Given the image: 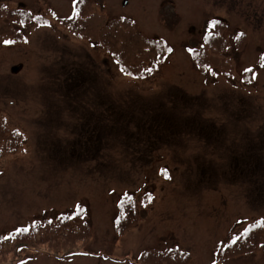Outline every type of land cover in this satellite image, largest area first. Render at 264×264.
<instances>
[{
  "label": "rangeland",
  "instance_id": "374dc122",
  "mask_svg": "<svg viewBox=\"0 0 264 264\" xmlns=\"http://www.w3.org/2000/svg\"><path fill=\"white\" fill-rule=\"evenodd\" d=\"M0 153V264H264V0H0Z\"/></svg>",
  "mask_w": 264,
  "mask_h": 264
},
{
  "label": "trees",
  "instance_id": "16d2710c",
  "mask_svg": "<svg viewBox=\"0 0 264 264\" xmlns=\"http://www.w3.org/2000/svg\"><path fill=\"white\" fill-rule=\"evenodd\" d=\"M120 61H122V59H120ZM114 105L115 104H110V103L102 105V106H100V112L94 113L91 116V119L93 120L92 128L94 131H97L98 126L100 129H102V125L104 124V127H103L102 131L99 133V136L93 137L91 134L88 135V133L81 132L80 137L82 136L83 139H81L79 137L80 140H78L76 142V145H80L84 151H86V150L89 151L91 149L90 146H92L94 144L95 139H98L100 141V137L102 134H104V140H103L102 144L106 143L109 145V141L111 138H114L115 141L118 139V136H120V131L118 129H112V127L115 123L118 122L115 120L117 116H120V118H121V116H122V118L124 117L125 110L121 114V112H122L121 106H123V104L122 105L118 104L119 105L118 107H114ZM113 107H114V111L111 110V109H113ZM162 110H163L162 108L157 109V108L149 107V108H145V110L143 112L144 116H151L152 120H154V123L152 125H148L147 123L144 122L142 124L140 130L142 133H148L149 137L152 139L158 133V130H157L158 126H160L162 128V131L170 130V128L172 126V123H168L167 121H165L164 114H163ZM77 115H78V113L76 114V116ZM140 118H141V116H140ZM122 122H123L122 124L126 123L124 121V119H122ZM122 132L126 133L127 136L129 135L130 137H132V135L134 133V132L129 133L128 127L125 128V130ZM155 142H157L156 139H153V144H155ZM7 146L9 148L7 149L6 152H10V153H16L20 149L18 147V145H7ZM240 154L244 155V152H242ZM0 157H2L1 153H0ZM255 165L259 166L258 163H255ZM261 167H259L256 171L253 170V171L257 172V174L253 173L250 175L251 176H258V175L264 176V170H262ZM18 242H22V241H18ZM19 247H21L22 249H26V250H28V249L31 250V248H32V246H30L29 244H20V243H19Z\"/></svg>",
  "mask_w": 264,
  "mask_h": 264
},
{
  "label": "snow or ice",
  "instance_id": "6c2138e0",
  "mask_svg": "<svg viewBox=\"0 0 264 264\" xmlns=\"http://www.w3.org/2000/svg\"><path fill=\"white\" fill-rule=\"evenodd\" d=\"M121 71H125V70H124V69H121ZM249 71H250V70H249ZM163 175L165 176V178H169L166 169L164 170Z\"/></svg>",
  "mask_w": 264,
  "mask_h": 264
},
{
  "label": "water",
  "instance_id": "95a60500",
  "mask_svg": "<svg viewBox=\"0 0 264 264\" xmlns=\"http://www.w3.org/2000/svg\"><path fill=\"white\" fill-rule=\"evenodd\" d=\"M13 71L16 72L17 71V68H14Z\"/></svg>",
  "mask_w": 264,
  "mask_h": 264
}]
</instances>
